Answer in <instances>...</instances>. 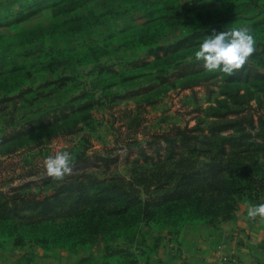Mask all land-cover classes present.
I'll return each mask as SVG.
<instances>
[{"label":"trees","instance_id":"1","mask_svg":"<svg viewBox=\"0 0 264 264\" xmlns=\"http://www.w3.org/2000/svg\"><path fill=\"white\" fill-rule=\"evenodd\" d=\"M94 2L6 0V4L9 3L6 5L0 0V27L27 23L50 10L65 15L61 23L66 37L82 36L90 24L99 26L103 21L102 15L93 8ZM134 2L136 5L130 11L115 10L120 15L136 12L134 23L122 25L117 34L111 33L105 41L130 47L137 41L153 42L167 29H192L168 45L150 43L147 55L152 59L139 58L129 62L134 70L158 73L155 83H168L171 87L180 83L182 88L190 89L202 81H209L214 74L217 76V72L206 71L194 55L203 40L214 31L250 27L251 34L258 39L257 51L236 75L223 74L225 98L209 107L207 115L214 118L209 125L204 128L199 123L193 127H177L172 133H154L159 147L153 155L142 149L145 161L143 164L136 161L130 179L116 175L99 179L93 173H86L82 170L85 163L110 166L116 158L90 156L83 152L80 160L74 163L77 172L62 181L44 175L8 191L0 190V238L3 236L12 242L11 250L30 241L43 247L66 246L77 251L99 241L115 242L121 237L133 245L143 226L158 224L161 230L170 228L178 234L187 225L216 224L219 219L234 217L241 197H264V0ZM144 18L141 25L135 24V20ZM247 18L248 22L245 21ZM237 20H241L240 24L231 27ZM35 40L36 36H31L23 44L33 48ZM62 41L59 37V46L53 49V55L46 53L51 56L44 64L51 73L48 80L38 87H20L0 98V117L3 116L5 122L0 135V157L26 146H37L53 137L77 134L84 126L94 123V110L104 104L101 100L104 96L97 98L87 86L82 87L75 72L67 73L64 65L74 59L65 53L70 50L99 59L109 52V45L83 39L81 46L71 50L70 46L65 48L60 44ZM41 47L39 45L37 49ZM33 53L27 52L28 55ZM99 69L100 72L112 71L125 82L144 73L127 74L126 70L115 69L106 63ZM22 71L27 78L34 76L25 65H16L6 73ZM2 73L0 71V80L5 77ZM249 82H252L251 86L242 89V84ZM73 87L78 91L72 92ZM63 92L68 93L67 97L58 101L65 94ZM153 98L154 95L149 97L150 103L155 102ZM19 100L23 101L21 105ZM256 108L263 113L254 112ZM138 117L129 118L135 122ZM47 187L51 189L50 193L45 192ZM0 245L6 246L4 242ZM105 250L102 263L82 258L74 264H141L144 257L140 255L143 251L139 254L118 244L105 245ZM33 258L37 261L36 255Z\"/></svg>","mask_w":264,"mask_h":264},{"label":"rangeland","instance_id":"2","mask_svg":"<svg viewBox=\"0 0 264 264\" xmlns=\"http://www.w3.org/2000/svg\"><path fill=\"white\" fill-rule=\"evenodd\" d=\"M135 0H95L93 6L99 15H102L99 26L93 24L89 26V30H84L82 36L76 34L72 38L66 37L64 34V26L61 19L65 16L59 12L45 11L42 15L32 19L27 23L15 25L10 28L0 27V71L5 73L3 80H0V98L8 93L16 92L20 87L32 86L38 87L40 83L50 78L51 73L47 71L44 65L48 63L58 47L59 37L62 38L63 46L78 48L81 46L83 39L97 40L98 43L107 44V54L96 59L93 56H83L75 51H67L66 55L72 56L73 61L65 64L67 73L75 72L82 87L87 86L92 90L94 95L104 104L99 105L94 110V123L91 126H84L83 129L73 135H61L53 137L50 140L43 141L39 145L26 146L17 152L0 157V190L8 191L11 187H16L30 180H38L45 175L43 161L49 155H55L60 151H67L74 156V163L80 160L81 154L87 152L88 155H104L116 158L110 163V166H88L85 163L86 173H93L99 179H105L114 175L130 179L133 175L136 161L141 164L145 161L142 155V149H145L148 155L155 154L158 146L154 133L174 132L177 127H193L200 123L204 128L209 125L211 118L207 115L210 106L217 105L219 99H224L223 91L225 89L224 77L222 73H216L209 81L201 82L190 89H184L180 83H176V87H171L168 83H155L158 73H151L148 70H134L129 63L131 60L139 58L152 59L148 56L150 43L168 45L173 43L183 35L189 34L192 29L189 27L171 28L160 33L153 42L137 41L132 46H124L120 43L105 41L111 33H118V29L122 25L130 24L133 18L137 16L136 12L129 15H120L115 10L130 11L135 7ZM156 1V0H155ZM166 0H158L163 3ZM239 0H233L237 3ZM6 4V0H2ZM135 3V4H134ZM6 5H9L7 3ZM132 15V16H131ZM68 16V15H67ZM145 20H135L137 26ZM241 21V20H240ZM240 21H233L232 26L239 25ZM249 21V18L245 20ZM134 23V21H133ZM239 23V24H238ZM225 27H228L224 24ZM61 34L64 35L60 36ZM41 35V37H37ZM31 36H36L34 46L25 45V40L29 41ZM70 39L65 42V39ZM153 39V38H150ZM256 42L258 39L255 38ZM76 42V44H75ZM41 45L42 47L37 49ZM45 46V48H44ZM42 48L44 50L42 51ZM118 48V49H117ZM58 49V48H57ZM61 49V48H60ZM68 50V49H67ZM35 52L28 55L27 52ZM83 51V50H82ZM47 55V56H46ZM64 56L66 59L67 56ZM80 57V59H79ZM63 59V60H64ZM62 60V61H63ZM104 63L113 65L115 69L126 70L127 74L144 72L143 76L134 80L123 81L119 76L114 75L112 71L100 72L99 67ZM16 65H25L33 71V77L27 78L26 74L20 73L7 74L12 67ZM2 83V84H1ZM252 82L242 84L251 86ZM80 89V88H79ZM138 90L134 95L131 92ZM78 91L77 89L72 92ZM65 93V92H63ZM68 93L61 95L58 99L64 100ZM72 94V93H71ZM118 95L117 97L114 96ZM153 103H150L149 97H153ZM114 96V97H113ZM23 101L19 100V105ZM7 104H12L8 102ZM256 106V101H253ZM10 106V107H11ZM25 110V109H24ZM23 110V111H24ZM257 114L263 113L262 110L254 111ZM139 116L135 122L131 118ZM5 125L4 117H0V135L2 134V126ZM208 130V129H206ZM46 142V143H44ZM230 149V146L228 145ZM163 152V149H161ZM153 167V165H148ZM74 166L73 172H77ZM81 170V171H82ZM39 191V188H35ZM45 192L50 193L51 189L47 187ZM262 196L250 199L249 197H241L238 200L237 210L247 209L249 205ZM195 223V222H192ZM233 223V217L228 219H219L215 225ZM193 225V224H192ZM140 235H138L137 243L130 245L122 237L115 242H96L89 247L71 251L66 246H49L43 247L34 242H27L23 246L15 249L23 250L21 264H74L82 258L94 260V262L102 263L106 250L105 245H122L128 246L144 257L155 255L158 253L155 243H159V238L163 237L160 225L153 224L151 227L143 226ZM0 242H4L5 247L1 249H10L11 241L1 236ZM154 247V251L150 250ZM150 250V252H149ZM36 255V259L33 258ZM143 257V260H145ZM149 257V258H150ZM113 262L115 258L112 259Z\"/></svg>","mask_w":264,"mask_h":264},{"label":"crops","instance_id":"3","mask_svg":"<svg viewBox=\"0 0 264 264\" xmlns=\"http://www.w3.org/2000/svg\"><path fill=\"white\" fill-rule=\"evenodd\" d=\"M228 224L187 225L178 234L165 228L154 244L158 253L141 264H264V221L250 220L245 208ZM23 252L0 248V264H21Z\"/></svg>","mask_w":264,"mask_h":264},{"label":"clouds","instance_id":"4","mask_svg":"<svg viewBox=\"0 0 264 264\" xmlns=\"http://www.w3.org/2000/svg\"><path fill=\"white\" fill-rule=\"evenodd\" d=\"M256 51V40L250 27L241 26L218 33L214 31L203 40L194 55L206 71L233 76L245 67ZM43 168L47 177L62 181L73 174L74 156L67 151L49 155L43 161ZM247 217L264 221V202L249 205Z\"/></svg>","mask_w":264,"mask_h":264}]
</instances>
